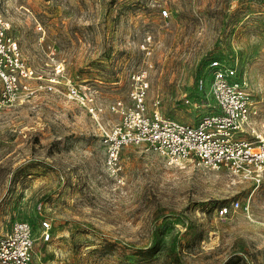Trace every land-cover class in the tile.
I'll return each mask as SVG.
<instances>
[{"label":"rangeland","instance_id":"rangeland-1","mask_svg":"<svg viewBox=\"0 0 264 264\" xmlns=\"http://www.w3.org/2000/svg\"><path fill=\"white\" fill-rule=\"evenodd\" d=\"M0 14L34 71L33 92L0 110V234L30 224L29 264H264V176L146 145L110 165L102 135L139 84L148 114L195 124L212 58L236 65L264 114V0H0Z\"/></svg>","mask_w":264,"mask_h":264},{"label":"built area","instance_id":"built-area-1","mask_svg":"<svg viewBox=\"0 0 264 264\" xmlns=\"http://www.w3.org/2000/svg\"><path fill=\"white\" fill-rule=\"evenodd\" d=\"M161 14L166 16L167 11L164 9ZM8 27L0 14V110L19 101L21 95L33 92L27 79L34 71L25 64ZM55 70L61 72L60 63ZM207 71V80H200L199 86L210 96V101L205 103L208 111L195 124L163 117L157 110L148 114L144 100L147 84L131 90L133 105L114 104L119 121L102 128L108 164H117L120 148L146 145L170 163L195 162L204 168L225 169L233 175L260 182L264 176V114H260L234 63L212 58ZM40 77L36 75L37 79ZM52 83L40 86L54 89ZM66 88L68 96H78L73 85ZM237 206V200L229 206H219L217 215L223 217ZM49 229V222L44 220L43 240L49 238ZM33 245L30 224L15 223L0 234V264H29Z\"/></svg>","mask_w":264,"mask_h":264}]
</instances>
